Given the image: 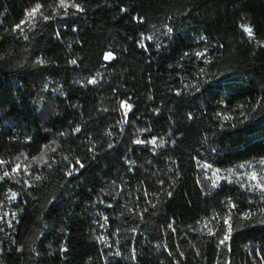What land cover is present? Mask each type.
I'll use <instances>...</instances> for the list:
<instances>
[{"label": "trees", "instance_id": "1", "mask_svg": "<svg viewBox=\"0 0 264 264\" xmlns=\"http://www.w3.org/2000/svg\"><path fill=\"white\" fill-rule=\"evenodd\" d=\"M0 264H264V0H0Z\"/></svg>", "mask_w": 264, "mask_h": 264}, {"label": "snow or ice", "instance_id": "2", "mask_svg": "<svg viewBox=\"0 0 264 264\" xmlns=\"http://www.w3.org/2000/svg\"><path fill=\"white\" fill-rule=\"evenodd\" d=\"M40 5L39 4H37L36 5V7L35 8H33L27 15L29 16V17H32V18H34L35 17V15L39 12V10H40ZM23 23V22H22ZM17 28L18 29H20V25H17ZM22 30V29H21ZM245 31H247L248 32V34H249V36H251L252 35V30L249 28V29H245ZM25 38H27V37H25ZM112 58V56H111V54L109 53L108 55H106L105 56V59H111ZM95 81H92V83H94ZM129 109H130V105H128L127 106ZM77 131H79V129H77ZM153 143H155V141H153ZM253 179H255V176H253L252 177ZM226 223H228V221H226ZM231 231V225L229 224V232ZM229 237L228 236H226L225 237V240H227ZM224 241H221V243H223Z\"/></svg>", "mask_w": 264, "mask_h": 264}, {"label": "rangeland", "instance_id": "3", "mask_svg": "<svg viewBox=\"0 0 264 264\" xmlns=\"http://www.w3.org/2000/svg\"><path fill=\"white\" fill-rule=\"evenodd\" d=\"M23 161H25V159H24ZM251 177H253V176H251ZM255 180H256V179H255Z\"/></svg>", "mask_w": 264, "mask_h": 264}]
</instances>
